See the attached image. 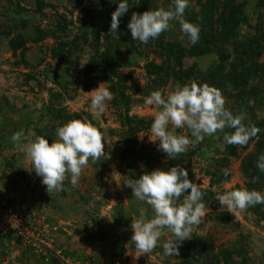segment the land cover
<instances>
[{
    "label": "rangeland",
    "instance_id": "rangeland-1",
    "mask_svg": "<svg viewBox=\"0 0 264 264\" xmlns=\"http://www.w3.org/2000/svg\"><path fill=\"white\" fill-rule=\"evenodd\" d=\"M209 1L189 0L184 19L196 24L194 18ZM261 1L230 0L228 8H238L234 19L240 18L235 46L221 43L223 48L218 44L198 54L197 43H190L178 19L147 44L132 40L128 24L133 12L167 9L173 0H127L129 10L112 36V13L121 0H0V203L23 207L44 222L70 264H208L214 254L239 249L244 251L233 254V261L264 264V204L230 213L216 200L218 194L242 186L264 194V173L255 166L264 154V106L258 109L255 103L254 111L246 110L244 123L260 132L245 146L231 145L234 154L223 141L224 134L234 130L225 129L172 159L150 138L160 109L146 104L153 91L166 96L177 84L195 80L219 88L226 108L238 114L231 64L240 56L238 43L264 40ZM224 13L231 17L229 10ZM247 54V66L260 73L250 85L261 86L264 97V52L259 48ZM102 83L112 94L103 113L92 109L90 93ZM73 119H87L100 128L105 154L95 163L89 160L75 187L69 174L63 190L50 194L11 137L23 131L52 143L56 129ZM175 131L191 138L186 128ZM173 164L188 170L209 210L192 237L182 242L177 257L164 255L163 243L174 238L167 229L150 254L136 253L132 219L139 217L141 207L149 218L153 213L135 200L126 183L156 169L169 170ZM225 171L227 180L219 182ZM121 248L124 256L117 254ZM201 252L210 254L207 260L198 258ZM53 261L45 262L14 235L0 239V264H66Z\"/></svg>",
    "mask_w": 264,
    "mask_h": 264
},
{
    "label": "clouds",
    "instance_id": "clouds-1",
    "mask_svg": "<svg viewBox=\"0 0 264 264\" xmlns=\"http://www.w3.org/2000/svg\"><path fill=\"white\" fill-rule=\"evenodd\" d=\"M188 7L189 0H173L167 9L160 7L142 14L133 12L128 24L132 40L147 44L170 30L171 21L178 19L181 31L195 45L199 41L201 29L199 25L184 19ZM128 10L127 0H121L112 13L111 36L118 33L120 18ZM103 84L90 92L92 109L101 113L106 110V102L112 99L111 92ZM146 104L160 109L151 124L150 138L152 142L159 141V150L172 159L186 153L189 147L203 142L206 136H214L225 129L234 130L223 136L227 145L245 146L260 132L254 124L244 123L246 112L233 114L226 108V98L219 88L207 83L201 85L195 80L183 86L177 84L166 96L160 90L153 91L146 99ZM185 128L191 138L185 132L175 131ZM56 137L52 143L44 136L34 139L25 136L23 131L11 137L16 148L30 160L32 169L42 177V183L50 194L63 190L69 174L71 185L75 187L82 171L88 167L89 160L95 163L105 154L104 133L90 120H69L56 129ZM255 166L264 173V154L259 155ZM224 175L228 176V171ZM126 185L132 188L135 200L150 206L153 213L149 218L148 211L141 207L139 217L132 219L134 234L131 242L135 252L150 254L167 229L174 238L163 243L164 255L177 257L182 242L192 237L194 227L201 224L209 210L203 202L204 192L189 179L188 170L179 165L169 170L156 169L145 173ZM216 200L233 213L264 204V194L242 186L218 194Z\"/></svg>",
    "mask_w": 264,
    "mask_h": 264
},
{
    "label": "trees",
    "instance_id": "trees-1",
    "mask_svg": "<svg viewBox=\"0 0 264 264\" xmlns=\"http://www.w3.org/2000/svg\"><path fill=\"white\" fill-rule=\"evenodd\" d=\"M229 3L230 0H211L204 4L201 16L196 15L197 17L194 18L195 20L192 19L196 22V24L199 25L201 29L199 42L197 43L198 46L196 49L194 48V51H196L198 54L210 52L212 48L218 44L221 45V48H223L222 44L233 43L235 46L234 42H236L237 38L239 37L237 25L240 23V18L234 19V14L236 12L235 9L238 8H228ZM261 3L264 4V0H262ZM220 8H222V10H219ZM226 10H229L231 17L227 18L224 16V11ZM218 13L220 14L219 16ZM198 18L200 20H198ZM232 24L234 26H232ZM236 46H238L236 52H238V48L241 49V52H239L240 56L236 57L237 60L235 62L233 61L231 64L232 67L230 77L231 85L234 89L232 96L236 99L234 108L240 112H246V110L254 111V104L256 103L258 109H263L264 97L262 95V91L259 89L261 86L250 85V81L258 77L260 73L256 67L251 65H249V67L247 66V62L250 60L247 58V53H252L259 48L261 52H264V40L255 37L251 40L249 39L246 42H240ZM12 49L14 50L17 48L13 47ZM224 52L225 51H222L219 54L221 60L226 58ZM105 62L107 66L110 63L109 60H106ZM222 66L224 65L222 64ZM110 71H113L112 67L110 68ZM261 72V78H263L264 69H262ZM253 98H255V102H253ZM250 101L253 103H250ZM229 150L232 154H234L235 147H231L230 145ZM173 166L176 165L173 164ZM189 179H191L190 174ZM225 180H227L226 176L219 178V182H224ZM124 250V248H121L117 254L124 256ZM242 251L244 250L239 249L235 250L234 252L231 250H223L218 255H212V258L209 260L208 264H220L219 259L223 260L225 264H244L243 262L233 261V254H241ZM197 255L198 258L205 256L203 261L207 260V258L210 256V254L207 252H201ZM205 263H207V261Z\"/></svg>",
    "mask_w": 264,
    "mask_h": 264
},
{
    "label": "built area",
    "instance_id": "built-area-1",
    "mask_svg": "<svg viewBox=\"0 0 264 264\" xmlns=\"http://www.w3.org/2000/svg\"><path fill=\"white\" fill-rule=\"evenodd\" d=\"M34 217L36 216L28 213L23 207L20 209L16 206L10 207L4 202L0 203V239L14 235L32 247L45 262H54V259H58L62 263L70 264L69 260L61 255L44 222Z\"/></svg>",
    "mask_w": 264,
    "mask_h": 264
}]
</instances>
